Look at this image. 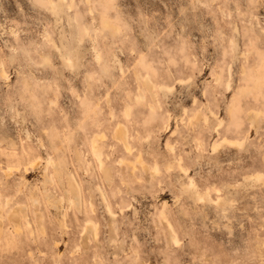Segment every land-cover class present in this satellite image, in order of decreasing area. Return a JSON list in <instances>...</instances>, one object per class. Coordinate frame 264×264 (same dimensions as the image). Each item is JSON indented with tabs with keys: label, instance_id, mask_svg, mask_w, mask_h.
Instances as JSON below:
<instances>
[{
	"label": "rangeland",
	"instance_id": "374dc122",
	"mask_svg": "<svg viewBox=\"0 0 264 264\" xmlns=\"http://www.w3.org/2000/svg\"><path fill=\"white\" fill-rule=\"evenodd\" d=\"M64 3L55 16L48 0H0V264H264V0ZM119 123L155 178L129 174ZM96 132L110 185L90 152ZM49 159L62 171L47 166L46 195ZM206 188L222 204L196 202ZM85 217L98 226L86 247Z\"/></svg>",
	"mask_w": 264,
	"mask_h": 264
},
{
	"label": "bare ground",
	"instance_id": "6f19581e",
	"mask_svg": "<svg viewBox=\"0 0 264 264\" xmlns=\"http://www.w3.org/2000/svg\"><path fill=\"white\" fill-rule=\"evenodd\" d=\"M65 0H48V3H49V9H50V11H52L53 13H54V15L55 16H57L58 14H59V12H61V9L63 8V6H64V8H65ZM68 6V5H67ZM70 6H68L67 8H69ZM63 8V9H64ZM63 9H62V11H63ZM67 10V9H66ZM65 14V13H64ZM69 15V14H68ZM56 18H58V17H56ZM71 19V18H70ZM101 20V19H100ZM102 22H101V24H102V26L103 27H106L107 25H108V22L106 21V20H101ZM69 22V21H68ZM110 24V23H109ZM86 30V29H85ZM74 36V35H73ZM63 37V36H62ZM65 37V36H64ZM64 37H63V40H64ZM72 37V36H71ZM60 39H61V37H60ZM73 40V39H72ZM78 41L80 40L81 41V39H77ZM79 41V42H80ZM234 41V40H233ZM69 42H71L70 40H69ZM56 43V42H55ZM63 42H61V43H59V45L58 46H56V48L60 51V55L63 57V59H64V63L66 64V66H71V67H75V66H77L80 62H78V59L75 57L76 55L75 54H72V52H70V51H72L71 49L70 50H68L67 48V46L65 47L64 45L66 44V43H64V44H62ZM68 44H70V43H68ZM57 45V44H56ZM67 45V44H66ZM80 45V44H79ZM81 46V45H80ZM64 49H66V50H64ZM76 49V48H75ZM73 51H75V50H73ZM95 51V50H94ZM58 52V51H57ZM95 58H96V60L97 61H99L98 60V55H97V53H96V51H95ZM45 58H46V56H45ZM47 59H45V61H46ZM68 64V65H67ZM71 67H69V68H71ZM2 68V67H1ZM72 69V68H71ZM3 72V71H2ZM2 74V73H1ZM139 75V74H138ZM137 74L135 75V77L137 78L136 80H137V82H138V80H141V81H143V80H145V78L144 79H142L141 78V76H138ZM7 76V75H6ZM5 77V76H4ZM143 77V76H142ZM148 77V76H147ZM139 78V79H138ZM140 81V82H141ZM147 81V80H146ZM149 81V80H148ZM142 83V82H141ZM152 83V82H151ZM149 85V82H145V81H143V83H142V87L143 88H145V89H148V86ZM141 86H139L138 87V89H140L141 88ZM162 87V86H161ZM153 88V87H152ZM141 90V89H140ZM149 90V89H148ZM163 90V89H162ZM138 91V90H137ZM161 91V90H160ZM152 93V92H151ZM153 95V93L151 94V96ZM135 98H137L139 101H142L143 102V100H144V98H145V96H144V93H143V90L140 92H138L137 93V95H136V97ZM136 99V100H137ZM137 102V101H136ZM152 107V106H151ZM124 114L128 117V115H130L129 114V107H127V105H126V107H125V109H124ZM112 116V115H111ZM113 117V116H112ZM191 119H192V117H191ZM193 120V119H192ZM191 120V121H192ZM195 120H197V119H195ZM193 122V121H192ZM221 122V121H220ZM190 123V122H189ZM120 124V123H119ZM119 124H116L115 125V127H114V129H113V131H112V134H113V138L112 139H114L116 142H118L119 144H121L122 145V148L124 149V151H125V153L127 154L126 156H129L131 159H133V160H130V159H128L127 158V160L129 161V164L127 165V168L129 169V174L131 175V176H133L134 177V179H135V181H138L139 179H142V178H140V175L139 174H137L136 173V169H140V172L142 173V175H143V173L144 172H146V171H148L149 173H150V178L152 179L153 177H154V175L159 171L158 170V166L155 164V165H152V166H149V165H146V162H145V158H144V154H143V152H142V150H138V151H136V152H134V149H133V146H132V144H131V142H130V140H129V133H128V130L125 128V126L124 125H119ZM189 125V124H188ZM191 127H192V125H191ZM197 129V128H196ZM96 130H99V129H96ZM216 130V129H215ZM28 134V133H27ZM104 134L103 133H101V132H96L93 136H92V139H91V143H90V152L92 153V155L94 156V158L97 160V162H98V167H99V170L101 171V174H102V176H103V179L106 181V184H108V185H110V181H111V170H110V168L109 167H107L106 165H105V163H104V161H103V158H102V152H101V143H102V140H104ZM103 138V139H102ZM219 142V141H218ZM226 143V139H224V140H222L221 142H219V143H214L213 144V146H212V151H214V150H217V148L219 147V146H221L223 143ZM40 143H41V141H40ZM229 143L230 144H233V143H238V145L239 146H241V144H240V142L239 141H229ZM228 144V143H227ZM168 145V144H167ZM170 145V144H169ZM202 145V143H198V148L200 147ZM166 146V145H165ZM170 146H172V145H170ZM238 146V147H239ZM43 147V146H42ZM235 148V147H234ZM168 149V148H167ZM169 150V149H168ZM201 150H202V148H201ZM170 151H171V153H174V148L172 147L171 149H170ZM173 156H176V155H173ZM126 158V157H125ZM182 158L183 157H181L180 155H177V157H175V160L177 161V164H178V166L180 167V170H181V172L183 171V173H184V175L186 176V175H188L189 174V169H188V167L187 166H185L183 163H181V160H182ZM153 159H154V157H153ZM155 160V159H154ZM32 162V161H31ZM123 163V160L122 159H120L119 161H118V164H122ZM49 165H51L52 167V169H53V172L55 173V174H57L56 176H58V175H60L61 174V166H60V164L57 162V161H55V160H52V159H49L48 161H47V163H46V167H45V173H44V183H43V190L46 192V195H47V189H46V185H48V183H51V182H53L52 181V179H51V177H49L48 175H46L45 176V174H46V170H47V166H49ZM8 166V165H7ZM14 166V165H13ZM148 166V167H147ZM16 167V166H15ZM167 168H172V167H167ZM13 169V168H12ZM169 170V169H168ZM171 170V169H170ZM3 171V170H2ZM179 172V171H178ZM160 173V172H159ZM182 173V174H183ZM48 174V173H47ZM145 174V173H144ZM147 174V173H146ZM157 176V175H156ZM61 177V176H60ZM59 177V178H60ZM69 177V178H68ZM68 179H67V181H68V189L67 190H65L64 192H66L65 194H67L68 192H70L71 193V198H66L69 202H71V203H73V204H75V207L77 206V207H79V208H81L82 207V202H83V199H82V193H81V189H80V187H79V185H77V183L73 180V178H71L70 176H69V174H68ZM248 177V176H247ZM256 177V176H255ZM254 177V178H255ZM155 178V177H154ZM250 178H251V176H250ZM257 178H258V176H257ZM75 179V178H74ZM177 179V178H176ZM252 179V178H251ZM256 179V178H255ZM258 180H260V177H259V179ZM58 181H60V179L58 180ZM179 181V180H178ZM188 181V180H187ZM256 181V180H255ZM62 182V181H61ZM62 184V183H61ZM189 186L188 187H192L193 185H194V180L192 179V177H189ZM186 185V184H185ZM184 186V185H183ZM197 186V185H196ZM193 188H194V186H193ZM198 188V187H197ZM66 189V188H65ZM183 189V188H182ZM207 189V188H206ZM184 190V189H183ZM190 190H193V189H190ZM196 190V189H195ZM194 190V193L196 194V202H197V200L198 201H205V200H207V202H210V203H214V204H219L220 202H222V200H223V198L221 197V196H216L215 197V199H213L211 196H210V194H209V190L207 189V191H204V192H199V191H195ZM99 191H100V193L102 194V196L105 198V201H106V205H107V208H108V212L112 215V216H115L116 214L113 212V210L111 209V207H110V203L108 202V200L106 199L107 197L105 196V192L102 190V188H100L99 187ZM216 191V190H215ZM188 192V191H187ZM217 192H219V190L217 191ZM36 193V192H35ZM181 193V192H180ZM193 193V192H192ZM190 194V193H189ZM35 195V194H34ZM45 195V194H44ZM69 195V194H68ZM67 195V196H68ZM49 196V195H48ZM48 196H46L47 198H48ZM66 196V195H65ZM66 196V197H67ZM190 196H192V195H190ZM69 197V196H68ZM191 198V197H190ZM50 199V198H49ZM52 201V200H51ZM61 201V199L59 200V201H57V202H60ZM67 201V202H68ZM46 202H47V200H46ZM53 202V201H52ZM166 203V202H165ZM220 204H222V203H220ZM164 206H165V204H164ZM76 207V208H77ZM25 208V207H24ZM78 208V209H79ZM1 209V208H0ZM16 210V209H15ZM15 210H11L10 212H9V214H7V219H8V217H9V219H10V217L11 218H17V217H19L18 216V212L20 211L18 208H17V211L18 212H16ZM92 210H93V208H92ZM21 211H22V209H21ZM163 211V210H162ZM160 215H162V213L160 214ZM165 215V214H164ZM164 215H162V216H164ZM167 215V214H166ZM162 219H164V217H161ZM0 220H2L1 219V210H0ZM164 221H166L165 219H164ZM167 222V221H166ZM0 224H1V222H0ZM169 224V223H168ZM167 224V226H169ZM166 225V224H165ZM1 226V225H0ZM18 226H19V224H18ZM17 227V226H16ZM97 229H98V226H97V224H96V222H94L93 221V218H88V217H85V219H84V227H83V231H81L82 232V234H81V236H82V238H83V244H84V246L86 247V246H88L87 245V242H88V240H89V235H91V237L93 238H95V240L97 239V237H96V234H97ZM170 231L172 232V226L170 227ZM175 233V232H174ZM175 235V234H174ZM90 237V238H91ZM81 239V238H80ZM171 239H172V241L174 240L175 242H178V240H176V238H175V236H172L171 237ZM81 242V241H80ZM174 243V242H173ZM82 244V243H81ZM83 244H82V246H83ZM175 244V243H174ZM178 244V243H177ZM178 246V245H177ZM83 248V247H82ZM144 263V262H143ZM136 264H141V262H138V263H136Z\"/></svg>",
	"mask_w": 264,
	"mask_h": 264
}]
</instances>
